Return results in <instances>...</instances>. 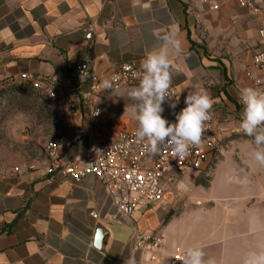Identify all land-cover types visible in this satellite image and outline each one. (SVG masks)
I'll return each instance as SVG.
<instances>
[{"label": "crops", "instance_id": "1", "mask_svg": "<svg viewBox=\"0 0 264 264\" xmlns=\"http://www.w3.org/2000/svg\"><path fill=\"white\" fill-rule=\"evenodd\" d=\"M208 2L0 0V87L20 82L23 74L56 81L75 106L66 133L73 143L62 150L63 160H82L90 144L84 101L90 86L76 68L88 64L102 77L124 65L142 70L141 60L160 47L157 36L175 32L182 45L181 54L169 57L170 87L176 91L172 102L179 100L175 111L186 107L189 91H201L213 100L217 117L216 149L201 173L213 164H228L225 195H248L234 202L227 198L219 216L200 221L174 215L173 208L181 205L173 193L158 206L124 217L94 177L80 183L51 179L46 167L20 176L0 173V264H125L129 257L136 264H173L175 255L184 257L195 246L205 252V262L242 264L249 250L264 251V166L252 158L254 140L239 128L243 107L238 98L250 86L247 72L261 48L264 7L254 14L234 0ZM132 88L101 97L98 133L104 137L116 138L120 127L137 129V109L114 113L116 105L134 107L127 100ZM163 107V116L175 122L168 103ZM198 177L190 179L192 188L199 185ZM166 213L172 214L168 222ZM99 230L104 233L100 247ZM148 234L163 239L160 247L136 250L135 238Z\"/></svg>", "mask_w": 264, "mask_h": 264}, {"label": "built area", "instance_id": "2", "mask_svg": "<svg viewBox=\"0 0 264 264\" xmlns=\"http://www.w3.org/2000/svg\"><path fill=\"white\" fill-rule=\"evenodd\" d=\"M242 9L258 14L264 7V0H234ZM209 4L208 0H203ZM218 10V6H212ZM261 48L253 57L252 69L247 72V79L251 88L264 91V27L259 30ZM257 72L260 75H257ZM79 78L87 82L90 91L85 95V108L88 114L90 129V144L80 161L63 160L61 152L71 146L73 140L64 134L46 145V175L51 179L57 176L68 178L76 183L88 177H94L105 187L107 194L113 200L116 211L124 217H131L141 207L153 206L164 201L169 193H174L180 180L187 171H202L213 151L216 149L214 136L216 134L217 117L211 111L210 119L204 123L201 143L191 147L189 155L184 159H177L167 145H160L158 154H150L146 150V141L137 142L136 130H122L116 138L104 137L98 133L102 109L101 97L104 94L120 91L124 88L137 87L143 75L142 70L134 65H124L109 76H99L88 64L76 68ZM115 77L114 88L104 90L100 82ZM20 82L27 88L40 92L49 100L63 99L60 88L51 78H40L30 74H23ZM172 100L176 91L169 88ZM241 104V103H240ZM72 110L75 106L69 103ZM243 107V105L241 104ZM97 219V216H94ZM136 250L154 251L160 247L163 239L153 234L136 237ZM184 257L177 254L173 264L183 262Z\"/></svg>", "mask_w": 264, "mask_h": 264}, {"label": "clouds", "instance_id": "3", "mask_svg": "<svg viewBox=\"0 0 264 264\" xmlns=\"http://www.w3.org/2000/svg\"><path fill=\"white\" fill-rule=\"evenodd\" d=\"M160 47L141 60L143 75L137 87L132 88L128 97L136 102L138 127L135 131L137 142L146 141V150L150 154H158L160 145H167L177 159L189 155L190 148L201 143L204 123L210 119L213 100L207 93L189 91L185 96L184 107L180 112L175 109L179 100L172 102L169 88L172 81V63L170 54H181V41L175 32L157 36ZM115 77L104 79L100 88H114ZM238 98L243 105V113L239 128L254 140L256 150L252 158L256 164L264 166V91L246 87L239 91ZM168 103L175 116V122H170L163 116V105ZM202 248L189 247L185 253L183 264H215V260H204ZM125 264H136L134 257H129ZM242 264H264V251L249 250L242 259Z\"/></svg>", "mask_w": 264, "mask_h": 264}, {"label": "rangeland", "instance_id": "4", "mask_svg": "<svg viewBox=\"0 0 264 264\" xmlns=\"http://www.w3.org/2000/svg\"><path fill=\"white\" fill-rule=\"evenodd\" d=\"M127 100L136 105L129 97ZM135 105H116L114 113L121 115L135 111ZM72 115L73 110L67 100L51 101L42 93L33 91L20 82L1 86L0 173L3 176H20L46 167V145L68 132ZM121 131L120 127L119 132ZM214 168L215 164L204 173L189 170L181 178L173 193L180 198L178 203L181 207L173 208L174 215L181 214L184 219L200 221L202 217L206 219L209 215L219 216L228 202L227 198L234 202L248 196L246 192L225 195V174L230 170L229 165ZM197 175L199 185L192 188L190 179ZM183 185L187 186L189 191L184 189ZM171 217L166 213V222L170 221Z\"/></svg>", "mask_w": 264, "mask_h": 264}, {"label": "water", "instance_id": "5", "mask_svg": "<svg viewBox=\"0 0 264 264\" xmlns=\"http://www.w3.org/2000/svg\"><path fill=\"white\" fill-rule=\"evenodd\" d=\"M103 231L99 230V234H98V240H97V246L100 247L101 243H102V238H103Z\"/></svg>", "mask_w": 264, "mask_h": 264}, {"label": "trees", "instance_id": "6", "mask_svg": "<svg viewBox=\"0 0 264 264\" xmlns=\"http://www.w3.org/2000/svg\"><path fill=\"white\" fill-rule=\"evenodd\" d=\"M30 89V88H29ZM32 90V89H31ZM34 91V90H33ZM37 92V91H36Z\"/></svg>", "mask_w": 264, "mask_h": 264}]
</instances>
